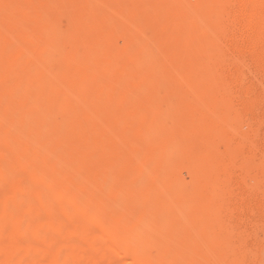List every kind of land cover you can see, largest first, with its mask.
<instances>
[{
	"label": "rangeland",
	"instance_id": "1",
	"mask_svg": "<svg viewBox=\"0 0 264 264\" xmlns=\"http://www.w3.org/2000/svg\"><path fill=\"white\" fill-rule=\"evenodd\" d=\"M0 264H264V0H0Z\"/></svg>",
	"mask_w": 264,
	"mask_h": 264
}]
</instances>
